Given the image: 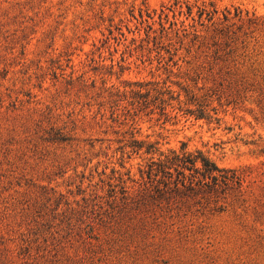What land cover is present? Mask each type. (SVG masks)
I'll return each mask as SVG.
<instances>
[{
  "label": "rangeland",
  "instance_id": "obj_1",
  "mask_svg": "<svg viewBox=\"0 0 264 264\" xmlns=\"http://www.w3.org/2000/svg\"><path fill=\"white\" fill-rule=\"evenodd\" d=\"M182 144L240 191L149 201ZM0 264H264V0H0Z\"/></svg>",
  "mask_w": 264,
  "mask_h": 264
},
{
  "label": "trees",
  "instance_id": "obj_2",
  "mask_svg": "<svg viewBox=\"0 0 264 264\" xmlns=\"http://www.w3.org/2000/svg\"><path fill=\"white\" fill-rule=\"evenodd\" d=\"M139 97L144 98L141 106L148 108L150 103L147 99L145 100L147 96L139 95ZM151 103V106H155V109H159L163 114L165 101L155 99ZM197 118H204L203 110L198 112ZM144 145V143H135L134 147L137 152L144 148L146 154L157 152L155 144H146L145 147ZM160 156L162 158L151 159L146 171L142 173L149 185V201L170 202L172 200L186 204L201 196V199H209L216 204L220 197L224 199L227 195L235 196L242 187L244 174L241 171L219 168L202 152L186 151L184 144L180 151L171 150L168 154H160ZM214 210L222 211V207L219 206Z\"/></svg>",
  "mask_w": 264,
  "mask_h": 264
}]
</instances>
